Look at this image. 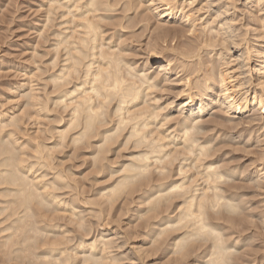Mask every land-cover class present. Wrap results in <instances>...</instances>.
Instances as JSON below:
<instances>
[{
  "label": "bare ground",
  "instance_id": "bare-ground-1",
  "mask_svg": "<svg viewBox=\"0 0 264 264\" xmlns=\"http://www.w3.org/2000/svg\"><path fill=\"white\" fill-rule=\"evenodd\" d=\"M47 1V20L54 15L56 21L52 27L55 57L49 76L53 102L59 109L55 112L60 115L56 116L58 125L53 127L55 142L51 147H62L68 138L72 148L91 150L93 163L101 172L112 150H129L119 166L108 164L113 181L102 184L99 200L111 203L107 206L112 208L110 205L122 196L137 193L145 206L140 212L146 221L142 239L151 240L153 251L150 254L148 246L147 256L166 253L162 264H188L191 255L201 264H238L245 251H240L245 240L242 235L250 226L244 214L249 213L245 206L248 197L241 189L251 180L261 185L260 179H255L264 176V151L253 153L262 166H257L254 174H246L247 165L224 164L226 157L222 154L227 152L221 150L227 142L232 143L229 138H240L242 141L234 143L242 147L238 146L243 156L248 155L250 142L256 138L252 129L248 134L245 129L251 124H259L257 130L264 128V0L242 1L246 8L243 13H238L240 0ZM246 12L249 17L243 22ZM146 31L151 34L145 43L150 60L137 65L130 57V46ZM179 35L182 42L175 40ZM168 36L174 37L172 45H168ZM175 85L179 87L173 94L171 87ZM165 92L172 93L174 99L160 102ZM60 110L67 112V117ZM247 113L254 118L246 121ZM208 114L211 117L206 119ZM9 125L14 129L7 130ZM15 127L17 117L12 107L0 111V212L11 218L0 228V232H8L0 247L7 248L10 241L18 240L13 239L17 232L25 234L23 241L28 242L29 231L38 233L56 226L35 219L44 216V207L53 205L69 211L72 217L81 213L73 198L68 202L58 192L57 183L65 182L63 178L68 176L56 171L49 179L41 171L56 168L50 162L54 158H49L52 149L44 141L29 139L33 152L26 153ZM243 175L248 177L247 182ZM85 203L90 206L93 202ZM84 218L78 217L76 223L86 233L64 246V230L43 255L40 252L43 263L76 264L81 255L87 264H138L146 252L143 244L133 256L127 252L133 250L128 245L130 238H125L128 235L123 231L110 229L108 218L98 222L100 232L92 236L94 227L85 225ZM246 218L250 219L248 215ZM250 224L253 227L254 223ZM227 228L236 230L241 238L233 237V230L229 235ZM21 243L19 239L18 246Z\"/></svg>",
  "mask_w": 264,
  "mask_h": 264
},
{
  "label": "rangeland",
  "instance_id": "rangeland-1",
  "mask_svg": "<svg viewBox=\"0 0 264 264\" xmlns=\"http://www.w3.org/2000/svg\"><path fill=\"white\" fill-rule=\"evenodd\" d=\"M242 1H245V0H240L238 2V5L239 6L241 5V7H243ZM48 7H49V5H48L47 0H0V111H3L5 108L12 107V111L15 114V116L17 117V124H18V127L17 128L15 127V129H16L15 135L19 137V143H23V146L25 147L24 151L26 153L29 154L30 151L33 152V147L30 144L29 139H33V140L35 139V140L40 141V142L44 141V143H46V145H48L52 149V152H51L49 158H51V159L54 158V159H52V160L49 159V160L54 165V167H56L55 168L56 170L52 169V168H48L49 170L43 168L41 171L47 173L48 174L47 178H49V179L54 178L53 176L55 175L56 171L60 172L61 174H63L66 177L68 176L66 179L63 178L65 182H63V180H62V182L60 181V183H57L58 187H59L58 192L68 202H71L72 200L74 201V203L76 202L75 204L77 206V210H79V212L81 210V213L78 216L72 217L70 215L69 211L58 210L57 208L53 207V205L42 208L43 210L47 209V211L44 212L46 215L44 214L43 217L37 216L35 219L36 220L40 219L42 221L45 220L47 223L52 224L54 226L56 225V226L54 228L51 227L52 229L50 227L48 229H44V230H48V231H45V233H44V230L43 231L40 230L41 232H39V230H38V233L34 232V231H32V232L29 231L28 234L26 235L27 238L29 236H31V238L29 237L30 239L28 242L23 241L24 240L23 237L25 236V234H23L20 231L19 232L20 235H19L17 232V236L15 235L13 239H15V240L18 239V240L10 241L11 243H13L14 246H12V244L9 242L10 244H8V248H7V246L0 247V264H14L15 262H16V264H30V263L33 264V260H35V258L37 260L34 261V264H37V263H35L37 261L40 264H46V263H43L44 261H41L42 255H43L42 252L48 246H50L52 244L51 242L55 241L57 237L62 236L64 230H65V232H67V233H64V235L66 234L65 237L63 238L64 239L63 241L66 242L63 244L64 246H69V245L73 244L74 242H76V240L78 241L80 239V237L86 233V231L84 229L79 228L78 224L76 223V221H78V217H80V216L85 217L84 218L85 225H88V226L92 225V227H94L90 233V236L95 235L98 232H100L99 231L100 228L98 229V226H97L98 222L99 221L101 222L104 218H108L107 220L110 221V223L108 224L110 229L117 230V231L119 230L121 232L123 231L124 235L125 234L128 235L125 238H128V239L130 238L129 240L127 239L128 243H129L128 245L130 247L132 246L133 250L128 249L127 252H132V253L135 252V250H138L137 247H139L142 244H143L144 249L146 248L145 249L146 252L141 256L140 260H137L136 263H138V264H162V262H164L166 260V257H165L166 253L161 254V251H160L158 253L153 254L152 256H147V254H149L147 252V249L149 247H151V248H149L150 254H152L153 251H151V249H152L151 240L147 239V240L143 241V239H142L143 238L142 234L144 233L143 229H145L144 226L146 225V221H144L145 218H141L140 212L143 211V208L145 206L142 203H140L141 199L138 198L139 196L137 195V193H134V195L129 196V197L122 196L121 197L122 199L119 198L117 201H114V203H112L113 206L110 205V207H112V208H108L109 204H111V203L105 204L102 202L103 201L102 199L99 200V198H101L100 197L101 194L99 192H100V188H101L102 184H110L113 181V178L110 179V175H109L110 170H109L108 164H112L114 166H119L121 164L120 161H123L124 159H126L125 157L128 155L129 150H127V149L126 150L122 149L121 151H119V149L112 150L108 154V159H110L109 163L107 165H104V168H105V169L103 168L104 172H101V170L97 166H95L93 163V154L92 153L90 154V152H89L91 150H89V149L76 150V149L72 148V145L69 142L68 138H67L68 140L66 139L64 142V145L66 147L64 145L62 147H59V148L58 147H56V148L51 147L53 145V143L55 142V139H54L55 137L53 136L55 129L53 127H56V125H58V124L55 125V123H57V120H58L57 117H59L60 115L55 112L56 110H59V109H56L54 102H53L54 87H53V83H51L52 81L50 80V76H49L53 70L51 60H53L55 57L54 49L52 47L53 46L52 45V43H53V34H52L53 29H52V27L55 28L56 21L53 18L54 15H52V18H51L53 20H51V19L47 20V18H48L47 17ZM241 7L239 8L240 10L238 11V13L245 12L246 8L244 9V7L243 8H241ZM246 14H247L246 15V17H247L248 13L246 12ZM246 17L243 18V22H247L249 16L247 18ZM244 20H246V21H244ZM53 25H55V26H53ZM139 27H140V29L138 31L141 32L142 27L141 26H139ZM148 35L150 36L151 34L149 31H146L145 35L138 38V40L133 39L134 41H133L132 45L130 46V52H132V54H131L132 56L130 55V57L132 58L133 61H136L137 65L143 64V63L147 62L149 59V55L147 54V51H146L147 46H145L146 45L145 43H147V41L149 39ZM170 37H171V40L169 39ZM173 38L174 37H172V36L167 37V39L170 40V41L167 40L168 45H172L173 42H175L172 40ZM176 38H177V36L175 37V40H178V42L179 41L182 42L181 40H183V37L180 35L178 36L177 39ZM185 38L186 37H184V39ZM139 39H141L140 40L141 42L139 41ZM186 40L188 41L187 38H186ZM186 40H184V41H186ZM171 41H173V42H171ZM218 48L219 47H217V49ZM237 50L238 49H236L235 51H237ZM204 56H205V58L208 57L206 53H204ZM216 61L219 62V60H216ZM163 64H164V62L163 63H157V64H154V67L161 66ZM173 87H175V88H173ZM173 87H171V90L174 94V91H176L175 89H178L179 86L175 85ZM157 92L161 93L159 91H157ZM33 94H35V98L32 97V96H34ZM161 97H163V98H162V100L160 99L161 100L160 102H165V103H166V101L168 102V100L170 101L171 99H174V96H172V93L170 94L168 92L161 94ZM32 99H34V101ZM33 102H36L39 104L36 105ZM44 103H47V104H44ZM43 104L46 106H43ZM39 106H40L41 110H39L40 109ZM46 107H48V110H50L49 112L46 109ZM42 109H44V110H42ZM59 113L67 117V112L60 110ZM173 115L176 116L177 112H174ZM247 115H249V116H247ZM209 117H211L210 114L206 115L205 118L208 119ZM250 117L254 118V116H252L250 113H247L244 115V119L246 121L248 119H251ZM9 127H11V128L13 127V129H14L13 125L7 126L6 129L7 130L11 129ZM250 127L251 128L245 129L244 133L246 132V134H248L249 133L248 129L249 130L252 129L251 130L252 136L256 139H254L250 142L251 148L250 147H249L250 149L248 148L249 153H247L249 156L248 155H246L247 157L243 156L244 152H242L243 150H240V148H242V147L234 143V142H238L240 140L242 141V139H240V138L230 139L228 137L229 140H232V143L227 142V144L221 150L222 151L221 153L227 152L226 154L225 153L222 154V158L226 157L224 164H226V163L235 164V163L239 162V164H241L243 167L244 166L246 167V165H247V166H249V170L247 171L246 174H249V173L254 174L255 170H256L255 168H257V166H260V167L262 166L260 164V160L256 161L255 155L260 153L261 151H264V128H262V129L260 128L259 130H257L259 128V124H257V125L251 124ZM238 129H240V128H238ZM255 131H257V132H255ZM234 132L235 131H233V133ZM38 133H40V134H38ZM233 133L230 132V134H233ZM37 134H38V137H37ZM3 135H5V134L3 133ZM30 135H31V137H30ZM233 135H235V134H233ZM51 136H53V137H51ZM257 136L260 137L259 139L261 141L260 140H259V142L257 141V138H258ZM5 137H7V136H5ZM7 138H5V140ZM68 143H69V145H68ZM236 147L239 149H237ZM256 150H257V152H255ZM32 152H30V154ZM51 155L53 157H51ZM25 157H29V156L27 155ZM234 157H235V160H234ZM29 158H31V157H29ZM107 162L108 161H106V163ZM114 162H116V164ZM251 164L253 166H251ZM260 167H258V168H260ZM243 178L247 182L248 177L243 175ZM252 178L253 177L251 176V179ZM258 179H260V180H258ZM255 180H258L259 182H261L262 187H260L261 185L260 186L255 185L254 181L251 180L252 182L249 183L248 185L246 183H244L241 190L244 191L248 197V201L245 202V206H246V208L248 206V208H247L248 210H246V212H249L250 215H249V213H247V215H248V217H250V219L253 217V220H252V222L254 223V224H252L253 227L254 226H258V227H255V228L251 227L250 223H252V222L250 219L246 218L247 215H246V213H244L245 219H246L245 223L247 224V226H249V225L250 226L248 227V230L246 229V232H243L244 234L242 235L243 236L242 238H245V240L243 241L244 243H242L240 251L245 250L242 253L244 254V252H245V254L247 253L248 255L246 254L247 256H245V258H244V255L243 254L241 255L240 251H239V253H237V254H240L239 259L237 257L238 264H246L247 262L250 263L249 261H251V259H253V261H254V259H256L254 261V264H260V263L264 264V262L262 263V261H264V251H263L264 250L263 249L264 248V228H263V226H264L263 225V223H264V221H263L264 220V217H263L264 216V197H263L264 196V187H263L264 186V176H262V177L259 176ZM252 186H253V188H252ZM135 195H137V196H135ZM92 197H93V199H92ZM0 199L3 200V198H1V197H0ZM127 199H129V200H127ZM75 200H77L78 203ZM83 200H85V201L90 200L93 202L92 204H95V205L90 204V206H89V204L85 203V201H83ZM82 203L84 205L85 204L86 205L84 206ZM1 205H3V203L0 201V206ZM137 206H138V209H137ZM100 207L102 208V210L103 209L104 210L102 211ZM100 212H101V214L99 217L98 214ZM260 215H262V216H260ZM69 216H70V218H69ZM6 217H7L6 213L0 212V228L3 227L4 225H6V223L8 224L11 221V218L7 219ZM72 219H74V220H72ZM3 220H5V221H3ZM248 220H250V222H248ZM143 222H145V223H143ZM242 224H244V221L242 222ZM38 225L40 226L39 223H38ZM57 226L59 228H56ZM240 226L242 227V225H240ZM238 227L239 226H237L236 229ZM229 228H227L226 231H227V233L229 232V235H230V232L235 228H233V227H232L233 229L232 228L229 229ZM107 229H109V228H107ZM42 232L44 233V235ZM232 232H231V234L233 237H237V235H238V237L241 238L239 233H235L236 230H235V232H234V230ZM7 233L8 232H6V231L0 232V243L5 239L4 236H6ZM40 233H42V235ZM20 236H21V238H20ZM35 236L37 237V239L35 238ZM33 237L36 239V241L40 240L39 243L36 241L34 242L35 239ZM19 239H20V243L23 241L22 242L23 244L21 243L22 245L19 244L20 246H18ZM50 239H51V241H50ZM246 240L248 241V243ZM29 242H31V244ZM43 242L45 243V245ZM27 243L30 244L31 250H30L29 244H27ZM47 243H49V244H47ZM15 244H17V245H15ZM31 245H33V246H31ZM246 245H248V246H246ZM26 247H27V249L25 250ZM16 248L18 249V251L16 250ZM33 248H35V249H33ZM204 248L205 247H203L201 250H203ZM14 249L17 251V254H15ZM251 249H253L254 251ZM11 250H12V252H11ZM27 250H29V251L26 252ZM36 251H37L36 254H38L37 256L41 257V258H38L36 255H34ZM18 252H19L20 256H19ZM25 252H26L25 255L26 256L28 255L30 259L27 258L28 256L25 257V255H24ZM29 252H31V256H30ZM40 252L42 255L40 254ZM55 253H58V251L57 252L55 251ZM39 255H41V256H39ZM32 256H34V257H32ZM133 256H135L134 253H133ZM191 256L189 257L188 264H194V263L196 264L197 263V261L195 262L196 259L193 257V255H191ZM80 257L82 258V256L79 255V258L77 259L78 264H79V262H80V264H87L86 262H83ZM18 258H19V260H18ZM192 258H194V260ZM23 259L25 261L27 260L28 262L27 261L22 262ZM77 262H76V264H77ZM128 262L129 261H123V263H125V264H130V262L129 263ZM143 262H145V263H143ZM197 264H201V262L197 263ZM250 264H253V263H250Z\"/></svg>",
  "mask_w": 264,
  "mask_h": 264
}]
</instances>
